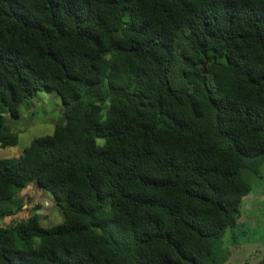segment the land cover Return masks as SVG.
I'll use <instances>...</instances> for the list:
<instances>
[{
	"label": "trees",
	"instance_id": "obj_1",
	"mask_svg": "<svg viewBox=\"0 0 264 264\" xmlns=\"http://www.w3.org/2000/svg\"><path fill=\"white\" fill-rule=\"evenodd\" d=\"M51 90L53 131L0 158V217L37 180L63 219L0 226V264L226 263L264 161V0H0L1 147Z\"/></svg>",
	"mask_w": 264,
	"mask_h": 264
},
{
	"label": "rangeland",
	"instance_id": "obj_2",
	"mask_svg": "<svg viewBox=\"0 0 264 264\" xmlns=\"http://www.w3.org/2000/svg\"><path fill=\"white\" fill-rule=\"evenodd\" d=\"M18 110V117H8L10 129L17 134V144L0 146V158L17 157L33 137L50 134L55 122L62 116V98L53 90L38 91L32 99L23 101ZM247 177L251 183V192L244 197L242 215L237 225L227 228L223 236V245L229 249V258L225 264H255L260 256L256 250L261 248L264 252V161L258 175ZM18 203L23 205L17 210ZM1 205L13 211L11 215L0 217L1 227L13 224L34 211H38L40 224L44 227L63 219L60 209L51 203L50 196L46 193L43 195L34 185L26 186L12 200ZM234 241L239 244L234 245Z\"/></svg>",
	"mask_w": 264,
	"mask_h": 264
},
{
	"label": "water",
	"instance_id": "obj_3",
	"mask_svg": "<svg viewBox=\"0 0 264 264\" xmlns=\"http://www.w3.org/2000/svg\"><path fill=\"white\" fill-rule=\"evenodd\" d=\"M204 71H205V69H204ZM204 71H203V72H204ZM33 184H34V186H35V188H36L37 190H41V186L39 185V183H38L37 180H34ZM37 213H38V211H37ZM39 216H40V215H39Z\"/></svg>",
	"mask_w": 264,
	"mask_h": 264
},
{
	"label": "crops",
	"instance_id": "obj_4",
	"mask_svg": "<svg viewBox=\"0 0 264 264\" xmlns=\"http://www.w3.org/2000/svg\"><path fill=\"white\" fill-rule=\"evenodd\" d=\"M257 251V250H256ZM257 252H259V251H257Z\"/></svg>",
	"mask_w": 264,
	"mask_h": 264
}]
</instances>
